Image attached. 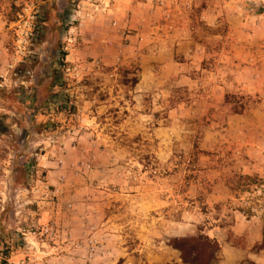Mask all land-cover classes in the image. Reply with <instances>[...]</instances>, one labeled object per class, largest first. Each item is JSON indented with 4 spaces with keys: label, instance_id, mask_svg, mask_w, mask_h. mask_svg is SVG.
<instances>
[{
    "label": "rangeland",
    "instance_id": "obj_1",
    "mask_svg": "<svg viewBox=\"0 0 264 264\" xmlns=\"http://www.w3.org/2000/svg\"><path fill=\"white\" fill-rule=\"evenodd\" d=\"M103 1L0 0V261L56 245L49 203L77 222L43 264H185L199 233L210 264H264V0H149L131 44Z\"/></svg>",
    "mask_w": 264,
    "mask_h": 264
},
{
    "label": "crops",
    "instance_id": "obj_2",
    "mask_svg": "<svg viewBox=\"0 0 264 264\" xmlns=\"http://www.w3.org/2000/svg\"><path fill=\"white\" fill-rule=\"evenodd\" d=\"M106 1L108 0H104L103 2H106ZM118 7L120 11L116 10L117 8L115 5H111L109 7L104 6L100 8L108 12L114 10L113 15L116 19H118L119 27H121L122 25L123 26L127 25L128 27L130 26L136 27L137 32L134 33V35H132L131 37H129L130 39L129 42L131 44L133 41H135L136 34H140L146 30L147 24L149 22L147 19L148 17L147 14L149 11L148 9L151 7L150 1L149 0H123V4L119 5ZM4 27L5 26L3 24H0V31H3ZM103 50L104 51L101 52V55L103 57H107L108 59L112 58L111 48H109L107 45H103ZM155 53L156 52H152L151 50L150 52L147 53L146 57H144V60H146L147 62L154 60V58H156ZM107 54L108 56H106ZM160 54L161 52L160 53L158 52L157 56H160ZM2 57H3V50L0 51V59H1L0 63L5 62L4 60H2ZM43 171H45V169H43ZM46 174L47 175L50 174V177L47 176L48 178L47 183H49V180L53 181L54 180L53 177L57 175L55 171H51V170H46ZM41 214H42V217L38 220L37 223H43L45 219V215H49V214L56 215L55 221L56 223H58L57 225L61 228V234L58 236V240L54 242V244L56 245H53L51 243L46 242L43 239L38 238V235L34 233L33 231L28 230V231L22 232L23 239L25 241V248L21 249V252L23 254L28 255L27 264H43V263L51 262L53 259L56 258L55 256L57 254L71 247L69 244H71L72 242L64 243V240H66V238H64L63 236V234L65 233L64 227L68 228L70 224L77 222L76 219H74L73 217H68L66 219L57 217V215L59 214L58 204L54 206L48 203V206L46 207V209L41 210ZM66 232H69V237H70L69 240H72L73 239L72 232L68 230ZM57 251H60V252H57ZM52 253H55V255L53 256ZM42 255H45L44 262H39V260H37L36 258ZM11 259L13 258L11 257Z\"/></svg>",
    "mask_w": 264,
    "mask_h": 264
},
{
    "label": "trees",
    "instance_id": "obj_3",
    "mask_svg": "<svg viewBox=\"0 0 264 264\" xmlns=\"http://www.w3.org/2000/svg\"><path fill=\"white\" fill-rule=\"evenodd\" d=\"M6 126L0 121V134H3ZM250 176L245 175L243 178L249 179ZM172 246L179 250L180 258L185 264H210L219 251V244L214 238H210L206 234L199 233L194 236H186L174 238ZM257 250L264 251V224L262 227V238L256 246ZM6 254L3 252L0 264H6Z\"/></svg>",
    "mask_w": 264,
    "mask_h": 264
},
{
    "label": "built area",
    "instance_id": "obj_4",
    "mask_svg": "<svg viewBox=\"0 0 264 264\" xmlns=\"http://www.w3.org/2000/svg\"><path fill=\"white\" fill-rule=\"evenodd\" d=\"M38 233L49 241H55L58 236V228L55 221L51 220L46 223L40 224L38 227ZM89 243H91L90 240ZM93 254V247L90 246L87 251V257L91 258Z\"/></svg>",
    "mask_w": 264,
    "mask_h": 264
}]
</instances>
